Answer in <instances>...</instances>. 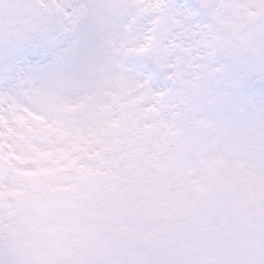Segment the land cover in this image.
<instances>
[{"label":"snow or ice","instance_id":"6c2138e0","mask_svg":"<svg viewBox=\"0 0 264 264\" xmlns=\"http://www.w3.org/2000/svg\"><path fill=\"white\" fill-rule=\"evenodd\" d=\"M0 264H264V0H0Z\"/></svg>","mask_w":264,"mask_h":264}]
</instances>
